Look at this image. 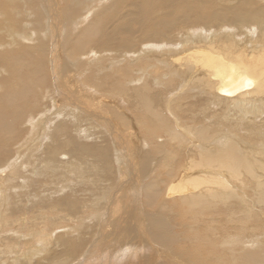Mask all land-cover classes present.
Listing matches in <instances>:
<instances>
[{
    "label": "bare ground",
    "instance_id": "bare-ground-1",
    "mask_svg": "<svg viewBox=\"0 0 264 264\" xmlns=\"http://www.w3.org/2000/svg\"><path fill=\"white\" fill-rule=\"evenodd\" d=\"M245 182L264 0H0V264H264L214 237Z\"/></svg>",
    "mask_w": 264,
    "mask_h": 264
},
{
    "label": "rangeland",
    "instance_id": "rangeland-1",
    "mask_svg": "<svg viewBox=\"0 0 264 264\" xmlns=\"http://www.w3.org/2000/svg\"><path fill=\"white\" fill-rule=\"evenodd\" d=\"M141 148L142 147L140 146V150ZM140 152L141 153H139V156L136 155L135 157V161L138 162L137 163L138 165H140V162L147 160V154L149 153L145 150L140 151ZM244 186H245L244 187L245 191H243L242 188L239 191H241L244 197H246V200H245L246 202L244 201L238 202V204L235 205L234 217L230 221L225 222L222 228L217 230L214 233L215 239L220 242L218 244V247L221 244H223L225 240H237L238 242L241 243V245H247L251 243L256 247L259 246L261 241H264V220L260 219L259 218L260 216L259 217H249L246 215L247 210L257 206L256 201L253 200L254 191L256 190L257 187L247 182L244 183ZM12 203L16 205L15 202H12ZM124 204H126V202ZM144 213H146V211H144ZM17 214L19 215V212L13 211L11 216L13 217ZM262 214H264V212H262ZM167 215L172 216V214L170 213H167ZM23 216H25L26 219L29 218V220L33 223H38V219L33 217V215L31 214L23 215ZM200 224L203 225L205 230L208 228L207 225L203 223H200ZM39 226L40 225L37 224L34 228L39 227ZM154 227L156 228V232H158L159 229L157 228V226L154 225ZM233 234H237V235H233ZM109 238H111L110 240H114L115 237L109 235ZM102 251L103 250H101L100 252H97L94 255L95 258L99 259V256H101V254L99 255V253H104V251L103 252ZM146 251L147 253L149 252V250H146ZM7 252L8 251H6V253Z\"/></svg>",
    "mask_w": 264,
    "mask_h": 264
}]
</instances>
